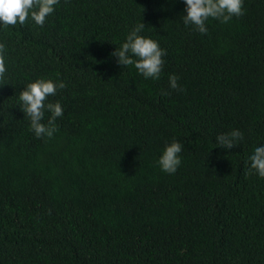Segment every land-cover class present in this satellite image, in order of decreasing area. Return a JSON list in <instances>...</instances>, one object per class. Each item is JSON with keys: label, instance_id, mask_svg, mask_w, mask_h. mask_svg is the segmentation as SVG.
<instances>
[{"label": "trees", "instance_id": "16d2710c", "mask_svg": "<svg viewBox=\"0 0 264 264\" xmlns=\"http://www.w3.org/2000/svg\"><path fill=\"white\" fill-rule=\"evenodd\" d=\"M183 9L59 0L43 27L0 26V264H264V178L248 160L264 144V0L203 34ZM140 22L166 49L157 80L111 55ZM37 77L66 84L47 98L64 107L51 138L18 104ZM233 131L229 152L217 137ZM173 139L169 174L156 161Z\"/></svg>", "mask_w": 264, "mask_h": 264}, {"label": "clouds", "instance_id": "9594fccd", "mask_svg": "<svg viewBox=\"0 0 264 264\" xmlns=\"http://www.w3.org/2000/svg\"><path fill=\"white\" fill-rule=\"evenodd\" d=\"M59 0H0V26L7 27L23 25L31 20L35 25L43 27L48 17L53 14ZM184 15L181 17L186 26H191L199 33H206V21L214 18L221 23H227L233 17L243 15L244 0H183ZM145 24L137 23L127 32L124 41L116 47L111 55L118 57L119 65L134 66L137 73L145 79L157 80L164 67L166 49L160 47L157 40L143 35ZM7 49L0 42V84H9L7 81ZM179 77L176 74L168 75V85L171 89H178ZM66 87L63 80H53L47 77H37L30 80L19 92L18 101L22 111L30 121V129L37 138H51L57 131L56 119L62 117L64 107L60 100L48 101V97L55 96L58 90ZM167 95L166 90H161ZM50 113L46 123H41L45 112ZM218 146L231 152L244 142V136L239 131L217 137ZM182 144L176 139L167 143L162 149L156 163L166 173H175L181 164ZM250 171L264 178V144L256 146L248 156Z\"/></svg>", "mask_w": 264, "mask_h": 264}]
</instances>
